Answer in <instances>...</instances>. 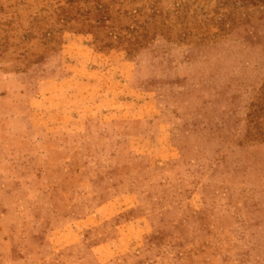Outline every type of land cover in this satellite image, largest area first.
Returning a JSON list of instances; mask_svg holds the SVG:
<instances>
[{"label": "rangeland", "instance_id": "rangeland-1", "mask_svg": "<svg viewBox=\"0 0 264 264\" xmlns=\"http://www.w3.org/2000/svg\"><path fill=\"white\" fill-rule=\"evenodd\" d=\"M0 264H264V0H0Z\"/></svg>", "mask_w": 264, "mask_h": 264}]
</instances>
